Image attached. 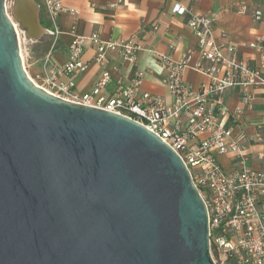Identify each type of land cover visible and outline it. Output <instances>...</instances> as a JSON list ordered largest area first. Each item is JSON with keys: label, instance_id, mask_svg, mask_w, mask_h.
<instances>
[{"label": "water", "instance_id": "1", "mask_svg": "<svg viewBox=\"0 0 264 264\" xmlns=\"http://www.w3.org/2000/svg\"><path fill=\"white\" fill-rule=\"evenodd\" d=\"M31 1L35 28L21 25L25 40L52 37ZM6 2L0 264H216L206 203L179 154L133 119L37 85Z\"/></svg>", "mask_w": 264, "mask_h": 264}, {"label": "built area", "instance_id": "2", "mask_svg": "<svg viewBox=\"0 0 264 264\" xmlns=\"http://www.w3.org/2000/svg\"><path fill=\"white\" fill-rule=\"evenodd\" d=\"M36 1L43 17L50 22L53 35L60 34L63 0ZM123 1L117 0L113 6ZM174 11L187 13L179 6ZM263 17V11H255L256 21ZM214 23L215 19L208 15L191 16L187 21L198 39L196 50L200 59L193 69L205 78L199 87L183 79L184 71L191 65L190 53L179 61L160 56V64L167 71L163 82L173 96L172 103L142 91L146 76L143 70L135 74L129 86L119 83L111 97L104 95L112 82L107 70L89 92L74 91L76 83L72 77L88 69L83 61L88 43L95 47L97 64L105 67L108 52H117L135 62L145 49L137 37L104 41L98 34L76 36L70 43L66 64L53 68L45 84L39 86L66 100L133 119L155 133L182 158L206 203L214 262L264 264V167H252L248 153L251 147L261 146L257 158L264 163V115L254 137L244 133L234 136L233 130L223 122L229 115L223 106V94L227 90H241L242 101L249 108L254 103L253 90L264 93V40L247 43L259 56L257 61H249L241 57L238 45L225 34L220 41L215 39ZM62 76H69L70 80L64 82ZM225 155L235 156L236 167L232 171H226L219 161Z\"/></svg>", "mask_w": 264, "mask_h": 264}, {"label": "crops", "instance_id": "3", "mask_svg": "<svg viewBox=\"0 0 264 264\" xmlns=\"http://www.w3.org/2000/svg\"><path fill=\"white\" fill-rule=\"evenodd\" d=\"M116 2L117 0H63L65 10L59 19L60 34L55 35L53 48L45 58L48 61L45 75L53 68L66 64L70 43L76 36L98 34L104 41L137 37L145 49L135 62L124 59L117 52H108L105 67L97 64L95 47L88 43L83 54V61L88 69L72 77L76 83L74 91L80 94L89 92L103 71L107 70L112 82L104 95L111 97L119 83L129 86L135 74L143 70L146 76L142 91L172 103L173 96L163 82L167 71L160 64V56L179 61L190 53L191 65L184 71L183 79L195 87L201 85L205 78L193 69L200 59L196 50L198 39L187 24L191 16L200 15L215 19L213 36L217 41L225 34L229 41L238 45L242 58L249 61L259 59L258 54L247 47V43L257 39L264 40V17L261 21L255 19V11L264 12V0H124L113 6ZM177 6L185 8L187 13H176L174 10ZM37 69V66H33L34 72L37 73ZM61 80L68 82L70 77L62 76ZM253 94L252 108L244 105L239 89H230L223 94V106L229 113L223 122L233 130L234 136L244 133L254 137L257 124L263 118L264 93L255 89ZM239 109L241 113L238 112ZM261 149V146L256 145L248 151L252 157L250 165L254 168L264 167V163L257 158ZM219 161L226 171H232L236 167L234 155L220 156Z\"/></svg>", "mask_w": 264, "mask_h": 264}, {"label": "rangeland", "instance_id": "4", "mask_svg": "<svg viewBox=\"0 0 264 264\" xmlns=\"http://www.w3.org/2000/svg\"><path fill=\"white\" fill-rule=\"evenodd\" d=\"M13 2L14 0H7L6 8H7V13L13 19L16 25L15 18L12 12ZM42 21L46 27L50 28V22H48V20L46 21L45 17H43V13H42ZM52 37L55 38V36H52ZM19 41H20L21 53L23 56L24 64H25V67H26V70L29 76L38 85L40 86L44 85L46 81V77H47V75H45V70H46V66H48V61H45V58L47 55H49L50 50L53 48L54 39H53L52 46L49 52L45 55L41 54L42 49H44V45H42V43L39 42L40 39L27 41L25 40L23 33H20ZM37 47L39 48L37 49ZM30 63H32L33 65L31 66ZM33 66L34 67L37 66L38 68L37 73L34 72Z\"/></svg>", "mask_w": 264, "mask_h": 264}, {"label": "bare ground", "instance_id": "5", "mask_svg": "<svg viewBox=\"0 0 264 264\" xmlns=\"http://www.w3.org/2000/svg\"><path fill=\"white\" fill-rule=\"evenodd\" d=\"M15 12H16L17 16L19 17V19L21 20V23H18L16 21L15 14L13 13L14 18H15V22H16V27H17V30L19 32V39H20V33L23 32L24 35L26 34V30L23 31L21 29V25L27 26L29 30H33L34 31L35 19H34L33 13L34 12L36 13V11L33 8V4H32L31 0H22V2H20L19 6L16 8ZM41 30L42 31H46V30H43V29H41Z\"/></svg>", "mask_w": 264, "mask_h": 264}, {"label": "trees", "instance_id": "6", "mask_svg": "<svg viewBox=\"0 0 264 264\" xmlns=\"http://www.w3.org/2000/svg\"><path fill=\"white\" fill-rule=\"evenodd\" d=\"M53 39L54 37H50V36H47V37H43L40 39L39 42L42 43V45H44V49H42L41 51V54H47L52 46V42H53ZM39 47H37L38 49Z\"/></svg>", "mask_w": 264, "mask_h": 264}]
</instances>
